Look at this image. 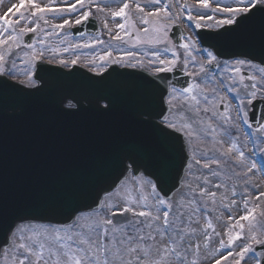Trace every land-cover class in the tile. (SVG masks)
Segmentation results:
<instances>
[{"label": "snow or ice", "instance_id": "snow-or-ice-1", "mask_svg": "<svg viewBox=\"0 0 264 264\" xmlns=\"http://www.w3.org/2000/svg\"><path fill=\"white\" fill-rule=\"evenodd\" d=\"M121 3L118 10H106L102 0H44L43 3L41 0H27L26 4L25 0H20V9H30L27 15L25 11L18 10L15 21L0 17V101L9 94L33 95L18 85L34 88L42 79L41 73L54 71L47 65L56 63L67 67L81 61L79 55L71 60L60 58V51L105 44L104 40L94 38L84 44H69L62 50L46 47L48 37L59 36L65 29L82 25L93 16V10L103 14V29L107 30L110 41L131 43L133 47L165 45L163 54L155 48L147 63L133 51L113 57V52L106 50L99 56L85 58L86 64L93 66L99 61L101 71L105 64H121L130 57L135 62L130 60L127 66L146 68L153 75L172 72L181 55L171 46L168 30L185 11L187 20L194 22L196 29L238 32L245 26H258L264 35V0H232L226 5L219 0H196L194 5H190L185 0L178 8L172 0H121ZM193 8L197 9L195 15L191 11ZM209 12L220 14V18ZM109 15L113 20L120 17L123 21L116 24L119 31L115 35L109 28L106 18ZM50 18L61 19L62 23H52ZM137 20L143 27L137 28ZM21 21L23 26H20ZM29 33H42L43 38L25 44L23 38ZM214 35L219 37L222 33L215 31ZM181 39L184 42H178L177 46L183 49L184 70L192 82L180 89L172 87L171 93L167 89L161 90L162 102L168 105L166 109L156 112L145 108L138 113L141 122L160 134L157 172L141 174L137 160L126 157L131 162L125 165L121 160L120 163L127 174V181L135 186V194L131 189L121 191L116 186L112 192L106 193V199L98 200L87 209L70 207L62 221L25 216L16 207H9L0 200V233L4 235L0 257L5 264H202V259H207V256L201 257V242H196L193 237L199 233L206 249L213 233L220 236L215 232L211 219L200 224L201 216L208 211L209 200L213 205L211 210H216L217 193L208 190L211 181L208 175L202 174L203 169H209V175L220 177L219 171L211 170L212 164L218 168L230 166L233 175L246 185L244 192L240 193L245 214L239 218L230 214L226 240H219L220 248L231 250L214 259L213 264H222L229 257H233L230 264H241L242 261L246 264L249 259L254 264H264V230L252 225L259 204L248 206L252 197L247 188L251 180L249 174L264 172V148L254 147L252 155L259 151L260 160L251 159L240 150L239 137L233 136V131L239 133L244 130L243 126L252 128L255 125L264 143V110L260 108L264 105V61L257 64L251 59H236L232 65L225 61L223 74H219L218 56L207 49L198 50L199 38L182 35ZM24 48L27 50L21 54L20 50ZM14 50L17 55L9 62ZM197 51H202L206 59H197L194 54ZM47 52L52 55H46ZM169 52L171 58L166 56ZM260 55L264 57V52ZM190 62L194 65L192 71H188ZM245 68L249 70L247 74L242 71ZM146 86H153L152 82L148 81ZM35 91L40 89L35 88ZM165 94H168L167 101H163ZM74 100L75 97L68 100L63 109L65 112L80 110L79 101L73 103ZM102 100L106 101L103 106L100 104ZM95 110L109 114L112 111L111 100L99 96ZM173 132L181 133L182 138L174 137ZM178 158L180 167L176 169L173 187L183 191L179 198L169 199L167 184L172 179L171 170ZM145 175L151 178H145ZM212 187L225 189L219 197L220 206L231 212L237 201L229 199L228 193L237 195L235 185L229 189L221 182ZM262 198L264 192H259L255 200L264 203ZM226 200L229 203L225 204ZM241 221L249 222L246 233L245 224ZM208 229H213V232H208ZM237 241H241L239 251L233 248Z\"/></svg>", "mask_w": 264, "mask_h": 264}, {"label": "water", "instance_id": "water-1", "mask_svg": "<svg viewBox=\"0 0 264 264\" xmlns=\"http://www.w3.org/2000/svg\"><path fill=\"white\" fill-rule=\"evenodd\" d=\"M72 31L75 36L98 35L99 26L96 18H90ZM181 31L177 27L171 34L176 44L185 34ZM218 31L222 33L219 37L215 31L204 29L198 34L202 45L213 49L219 59H251L257 64L264 61L260 55L264 52V35L258 26H245L238 32ZM47 67L54 71L41 73L35 87L39 92L18 85L34 94H9L0 101V200L25 216L62 221L70 207L87 209L125 182L127 174L120 161L129 164L126 157L136 159L143 174L157 172L160 134L141 122L138 113L145 108L156 112L166 109L161 90L169 93L170 86L180 89L192 78L182 68L150 75L144 70L112 65L104 74L94 76L78 67L70 71ZM148 81L153 86H146ZM101 95L112 102L109 114L95 110ZM72 97L73 103L79 101L80 110L67 113L63 104ZM260 108L264 110V105ZM172 135L182 138L179 132ZM179 167L178 158L167 184L169 199L182 189L173 187ZM3 244L4 235L0 233Z\"/></svg>", "mask_w": 264, "mask_h": 264}, {"label": "rangeland", "instance_id": "rangeland-1", "mask_svg": "<svg viewBox=\"0 0 264 264\" xmlns=\"http://www.w3.org/2000/svg\"><path fill=\"white\" fill-rule=\"evenodd\" d=\"M43 2H44V0H41V3H43ZM162 2H164V0H162ZM172 2H173V4H176L177 8H178L179 4H183L185 2V0H172ZM219 2L221 4L226 5V4H231L232 0H219ZM26 3H27V0H25V4ZM187 3L190 5H194L196 3V0H187ZM19 5H20V0H0V17L15 21L16 17H17L18 10L25 11L26 15L28 14V12H30V9H27V10L26 9H20ZM102 6H104L106 8V10H108V9L118 10V8L120 6H122V3H121V0H102ZM213 6H214V4H213ZM132 7H133V5H130V8H132ZM172 10L175 11V9H172ZM191 11H192V14L195 15L197 12V9L193 8ZM209 14L214 15L216 18H220V14H213L210 12H209ZM93 15L96 16L100 22L102 34L99 37H83V38L76 39L70 33V31H69L70 29H65V31L61 32V34L59 36L48 37L46 40V47H48V48L57 47V48L62 50L64 47H67L69 44H84V43L90 42L94 38H99V39L104 40L105 44H100V45L94 44L93 47H91V48H80V49H75V50L70 49L68 52L60 51L58 54L60 58H65L68 60H71L75 56L79 55L81 57L80 62L83 65L86 64L85 58L90 59L93 56H99L100 54H103L106 50H111L113 52V57L122 55L123 53L128 52V51H133V52L138 53V58L145 60V63H147V58L151 57V52L153 50H155V48L160 49L162 54H163V48L165 47V45H158V46H155V48H153V46H150V45H138L136 47H133L131 43H121L119 41H110L109 36L107 34V30L103 29V20L101 19L103 14L97 13V12H95V10H93ZM133 17L135 18V13H133ZM186 17H187V12L185 11L183 13V15L181 16L180 20L176 24L183 26L188 31V33L190 35H192L194 38H196L195 33H196L197 29L195 28L194 22L188 21ZM106 18L108 20L109 28L112 29V34L115 35L116 31H119V29L116 28V24L123 22L122 19L120 17H116L115 20H113L110 15ZM50 22L62 23V20L61 19L51 20V18H50ZM136 23H137V28L143 27L139 23L138 20L136 21ZM206 23L211 24L212 21H206ZM23 24H24V22L21 21L20 26H23ZM28 26L31 27L32 25L29 24ZM173 26L174 25L169 27V30H168L169 34H170ZM47 30H50V29H47ZM27 35L28 34H26L24 36V38ZM38 38H43V34L38 33L37 35H35L32 38V41H34ZM169 40L172 41L170 36H169ZM62 41H63V43H62ZM171 46L174 47L175 50L178 53H180V55H181L180 62L177 63V65L183 64V49H180L178 46H176L173 41H172ZM197 49L202 50L199 43L197 44ZM26 50H27L26 48L20 50L21 54H22V51H26ZM194 54L197 56V59H206V56L202 51H197ZM16 55H17V51L14 50L12 53V56L9 57V62H11V60L14 59L16 57ZM46 55L51 56L52 53L47 52ZM166 56L168 58H171V52L167 53ZM130 60L133 63L135 62L132 58L126 57L124 63H121L120 65L127 66L128 62ZM17 63L19 64V61H17ZM228 63L230 65L234 64V62H228ZM109 64L110 63L105 64V66H107ZM86 65L91 67V69L94 71H98L100 69L98 64L96 66H93L91 64H86ZM20 66L23 67V65H20ZM192 70H194V65L190 62L189 67H188V71H192ZM223 71L224 70H222V73L220 72L219 74H223ZM242 71L248 72L249 70L245 68ZM237 79H238V77H237ZM229 99H231V95H230ZM233 103H235V102H233ZM233 115H234V113H233ZM243 129L244 130L239 132V133H236L235 131H233V136L239 137V139L237 141L238 146H239L240 150L245 151L246 156H249L251 159H255V160L259 161L260 160V152L257 151L255 155H252V149L254 147L255 148H264V143H262L260 140V134L256 132L255 128H248L246 125L243 126ZM246 133L248 135H246ZM225 147H227V145H225ZM196 167L199 168L200 166H196ZM211 170H217L221 173L220 177H213V176L209 175V172H210L209 169H203V173H202L203 175H208L209 180L211 181V184L208 185V190L211 192L217 193V204L215 206L216 210L215 211L211 210L213 208V205H212V202L209 200L208 201V211L206 212V215L201 216L200 224L203 225L205 223V219H211L213 222V225H214L215 232H219L220 236H216L213 233L211 240L208 241V247L206 249L203 247V243H202L203 237L201 235H199V233H197V235L195 237H193V239L196 242H201V257L203 258V257L207 256V259H202V264H213L214 259L220 258L221 254L226 255L227 252L231 250V249H228L226 247L225 248L219 247V240L222 238L226 240L225 231H226V228L228 227V224H229L228 216L231 214L234 218H239L240 216L244 215L245 211H246L244 208V205L242 203V196L240 195V193L244 192V188L246 187V185L243 183V180L234 176L231 169H230V166H228V165H225L222 168H218L217 165L212 164ZM237 171H239V169H237ZM197 175H201V173L197 172ZM249 175H250L251 180H250V184L247 185V188H248V194L251 195L252 199L250 200L248 206L252 207L255 204H259V207L257 208L256 213H254L255 219L252 221V225L259 230H264V215H262V213H264V203H261L260 201L255 200L257 193L264 192V172L257 171V172L251 173ZM221 182L223 184L227 185L229 189H231L232 186L235 185V191L237 192V195L231 196L230 191L228 193L229 199H235L237 201V204L235 206H232L231 212H229L228 210H225L222 206H220L219 197H220V194L225 191V189L224 188L217 189L215 187H212V185L217 184V183H221ZM119 188L121 189V191H126L128 189H131L133 194H135V186L133 184L129 183L128 181H126V183L124 185L120 186ZM182 191H183V189L176 195V198H179L180 193ZM262 199H264V198H262ZM224 203L227 204V203H229V201L226 200V201H224ZM221 213H222V215H221ZM218 216L220 217L219 219H217ZM241 223L245 224L244 232L246 233L248 231L249 222L241 221ZM194 227H200V225H194ZM207 231L211 233V232H213V229H208ZM234 231H239V229H234ZM240 245H241V241H237L233 245L234 250L239 251ZM231 261H233V257H229L228 261H222V264H230ZM0 264H5V262L3 261V258L1 259ZM241 264H245V261H242ZM246 264H254V262L249 259L246 261Z\"/></svg>", "mask_w": 264, "mask_h": 264}, {"label": "flooded vegetation", "instance_id": "flooded-vegetation-1", "mask_svg": "<svg viewBox=\"0 0 264 264\" xmlns=\"http://www.w3.org/2000/svg\"><path fill=\"white\" fill-rule=\"evenodd\" d=\"M244 72V71H243Z\"/></svg>", "mask_w": 264, "mask_h": 264}]
</instances>
